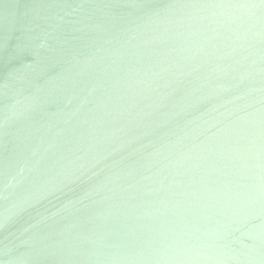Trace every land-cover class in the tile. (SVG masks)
Wrapping results in <instances>:
<instances>
[{"label": "water", "instance_id": "water-1", "mask_svg": "<svg viewBox=\"0 0 264 264\" xmlns=\"http://www.w3.org/2000/svg\"><path fill=\"white\" fill-rule=\"evenodd\" d=\"M0 264H264V0H0Z\"/></svg>", "mask_w": 264, "mask_h": 264}]
</instances>
